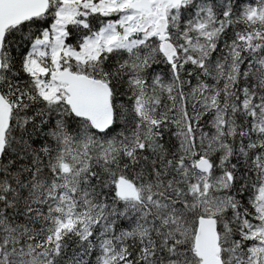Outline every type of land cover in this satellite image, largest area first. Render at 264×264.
Returning <instances> with one entry per match:
<instances>
[{
	"label": "snow or ice",
	"instance_id": "1",
	"mask_svg": "<svg viewBox=\"0 0 264 264\" xmlns=\"http://www.w3.org/2000/svg\"><path fill=\"white\" fill-rule=\"evenodd\" d=\"M0 264H264V0H0Z\"/></svg>",
	"mask_w": 264,
	"mask_h": 264
}]
</instances>
